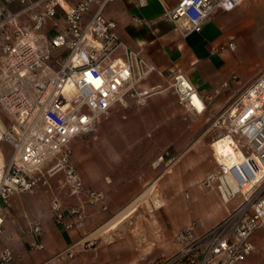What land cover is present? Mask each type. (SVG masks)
I'll list each match as a JSON object with an SVG mask.
<instances>
[{"label":"built area","instance_id":"obj_1","mask_svg":"<svg viewBox=\"0 0 264 264\" xmlns=\"http://www.w3.org/2000/svg\"><path fill=\"white\" fill-rule=\"evenodd\" d=\"M23 7L13 12L0 4L2 56L0 73V141L11 146L7 160L0 147V207L15 192L32 191L47 185L48 178L41 166L54 160L47 170L51 175L64 172L70 192L84 194L91 205L103 204L104 193L85 189L79 171L71 161V141L79 135H93L99 120L125 96L143 101L160 90V86L138 89L139 83L155 67L141 49L127 47L119 38L117 24L103 15L106 3L113 0H17ZM143 0H139L141 3ZM244 0H178L176 6L165 10V17L173 21L174 29L182 36L201 30L217 9L229 10ZM97 7L88 18L90 6ZM40 10L34 11L35 7ZM33 10V11H32ZM30 11V24H21L18 16ZM62 15L65 26L45 42L37 34L48 19ZM53 25L57 26L55 20ZM13 26L11 30L6 27ZM227 47L236 48L234 41ZM56 50H61L58 67L50 64ZM229 81H224L227 87ZM168 87L179 105L195 115L205 109V96L181 72H172ZM217 92V90L215 91ZM207 98H210L207 96ZM8 120V126L5 122ZM211 128L231 141L238 153V162L229 166L213 153L219 170L209 175L207 185L218 176L225 178V202L238 198V203L214 226L197 231L186 225L175 235L179 250L155 264H237L255 249L252 234L264 231V71L258 74L211 121ZM220 131V132H219ZM212 145V143H211ZM214 151V148H213ZM170 171L175 158L168 151ZM55 221L69 229L85 226L82 206H64L54 197L50 202ZM3 216L0 212V230ZM35 234L42 232L39 223L33 225ZM96 238L87 239L83 247H95ZM40 248V243H34ZM66 249L57 257L72 256ZM13 258L12 249L0 251V264Z\"/></svg>","mask_w":264,"mask_h":264},{"label":"crops","instance_id":"obj_2","mask_svg":"<svg viewBox=\"0 0 264 264\" xmlns=\"http://www.w3.org/2000/svg\"><path fill=\"white\" fill-rule=\"evenodd\" d=\"M79 1L68 0V3ZM260 1L264 0H244L232 9H217L200 31L186 36L176 31L173 21L165 17V10L174 8L178 0H143L141 3L139 0H113L105 4L102 13L116 22L120 40L127 47L141 49L155 67L139 83L138 89L159 85L160 90L145 97L143 101L125 96L122 102L114 104L100 118L99 129L95 135L86 139V147L81 141L75 140L76 156L81 157L75 167L80 172L84 188L102 191V203L106 206L91 205L83 193L72 194L67 187L68 203L83 208L84 228H67L65 223L69 217H65L64 224L57 223L50 209L53 198L49 202L45 200V203V196L40 193L29 196L13 193L7 202L1 204L3 226L0 230V251L9 247L13 253V258L5 264H155L179 250L175 235L187 222L178 224L172 203L164 209L156 204L165 173L160 170L153 178L151 168L158 166L160 156L167 147L183 152L180 160L185 158L182 165L190 183H193L194 178L218 173L219 165L211 147L216 157L224 159L227 165L238 162L239 156L231 141L227 144L217 137L212 142L214 130L208 123L264 71V57L256 62L255 67L243 64V59L256 52V46L243 39L236 14L240 5ZM0 4L13 12L23 7L17 0H0ZM96 5L93 3L90 6L86 18L94 12ZM33 10L38 11L40 7ZM29 13L25 11L19 14L21 24H30ZM54 20L57 26L53 25ZM54 20L48 19L38 31L40 41L45 42L64 28L62 15ZM12 27L8 26L5 30L9 31ZM229 41L235 42L234 50L227 47ZM58 51L57 55L61 57V50ZM1 64L0 53V73ZM175 71L183 73L198 92L205 96V109L201 114L195 115L177 103L175 94L168 87L169 76ZM164 81H167L166 86ZM224 81H229L227 87L223 86ZM179 120L188 122L187 132L180 137L178 134L183 130L166 126L167 122L177 123ZM100 133H104L102 140L95 142ZM163 135L170 137L162 144L157 137ZM197 152H203L204 155L199 157ZM151 181L153 187L144 199L151 197L155 188L153 205L150 203L148 209H138L144 199L131 205L151 186L146 187ZM225 183V178L218 176L206 187L208 190L205 188L204 194L193 192L189 195L187 207L200 208L199 211L193 209L190 212L191 218L200 217L201 225L197 231H204L217 224L238 203L231 200L225 202ZM47 185H50L49 180ZM129 205L132 207L124 217L109 229L106 227L89 237ZM36 223L42 226L40 234L32 230ZM90 238H96L98 244L95 247H83L82 243ZM251 241L254 251L237 264H264V231L256 230ZM34 243L42 246L35 247ZM69 248L73 252L72 256L57 257L59 252Z\"/></svg>","mask_w":264,"mask_h":264},{"label":"rangeland","instance_id":"obj_3","mask_svg":"<svg viewBox=\"0 0 264 264\" xmlns=\"http://www.w3.org/2000/svg\"><path fill=\"white\" fill-rule=\"evenodd\" d=\"M236 12H237L236 13L237 18L239 19V23H240V28L242 29L243 39L250 41L256 46V52L249 55L247 59L245 60L243 59V64L247 67L252 68L256 66V62L259 59L264 57V1H260L257 3H250V4H242L237 8ZM57 54H59V51L58 52L55 51L50 59V64L54 68L58 67L57 59L60 58V56ZM163 83L165 86L167 85V81H164ZM0 113L1 115H4V116L6 114L5 110L2 108H0ZM211 121L208 123L209 127L211 126ZM5 122L8 126L9 122L6 118H5ZM187 123L188 122H186V120L185 121L179 120L177 121V123L176 121L167 122L166 126L167 127L169 126L170 128L172 127L173 129L177 128L179 131L183 130L182 132H179L178 134L179 135L178 137H180V136H183V134L187 132V128H188ZM99 125H100V120H99ZM184 126L185 128H183ZM98 129H99V126H98ZM97 131L94 133V135L97 133ZM103 135L104 133H100L98 135V138L95 140V142H99V140H102ZM91 136L92 135H79V136H76L71 141L70 143V147L72 151L71 161L74 164V166L76 165V161L78 159L79 160L81 159L80 156L79 157L76 156L77 153L74 147L75 140L81 141V143H83V145L86 147L88 143L86 139H89ZM219 136H220V133H217L216 131H214L212 142L214 141V139H216ZM169 137H170L169 135H163V136L157 137V139L163 144L168 141ZM183 139H185V136L183 137ZM0 147L2 148L4 152V159L7 160L8 156L11 153V146L6 141L2 140L0 141ZM167 150L169 152V155L175 158V162L172 164L170 171L166 170L167 169V165H166L167 158L166 157H164V159L161 160L158 166H154L151 168V171L153 172V176H154L153 178H155L158 171L160 170H164L163 172L165 173V175L163 176L161 180V188H160V194H159L160 198L156 202V204L157 203L160 204V207L164 209L165 207H168L170 203H172L176 210L175 218L177 219L178 224L180 225L181 223H183V221H186L187 222L186 225H193L195 229H198V226L201 225L200 217L197 219L191 218L190 212L193 211V209L194 211H199L200 208L197 209L196 208L197 206L187 207L186 204H187V201L189 200V195L192 194L193 192H195L196 194L205 193V188L206 187L208 188V186H210V184L207 185L206 183H204L208 176L206 177L200 176V177L194 178L193 183L192 182L190 183L189 181H187L184 175L185 168L183 167L182 163L185 158H181L180 160V156L183 154V152L173 149L172 147H167L166 151ZM211 150H212V153H214L212 147H211ZM164 153L165 151L163 152V154ZM196 154L199 157H202L204 155L203 152H197ZM53 161L54 160L47 161L43 166H41V171L46 175V177L49 180V184H50L49 186L39 185L32 191L15 192V193H19L24 196H29V195H34L35 193H40L41 195L45 196L43 197L44 202L45 200H48L49 202L51 198L56 197L62 202L64 206H69L70 205L68 203L69 202L68 201L69 191L67 188L68 186L64 184L65 182L64 172L59 170L52 175H48L47 173V170L48 168L52 166ZM152 183L153 181H151V183L146 185V187H148ZM170 191H172L171 195H169ZM154 193H156L155 188L153 190V194L151 195V197H149L148 199H144L143 204L139 205L138 209H141V210L148 209L150 203L151 205H153L154 201H153L152 196L154 195ZM231 201H239V199L234 198Z\"/></svg>","mask_w":264,"mask_h":264},{"label":"bare ground","instance_id":"obj_4","mask_svg":"<svg viewBox=\"0 0 264 264\" xmlns=\"http://www.w3.org/2000/svg\"><path fill=\"white\" fill-rule=\"evenodd\" d=\"M218 138L223 139V140L225 141V143H227V144L229 143V140L226 139L225 137L219 136ZM218 159L226 164V162H225L224 159L219 158V157H218ZM0 160H1V161L3 160V159H2V155H0ZM226 165H227V164H226ZM152 187H153V185L149 186L145 192H143L138 198H136V199L132 202L131 205L138 204L141 200H143V199L146 197V195L151 191ZM131 205H129V206H127L125 209H123V210H122V211H121L116 217H114L113 219H111L109 222L105 223L103 226H101V227H99L98 229H96L95 231H93V232L89 235V237L98 234L99 232L103 231L106 227H108V229H109V228L111 227V225H113L116 221H118L119 219H121L122 217H124V216L129 212L130 208L132 207ZM105 231H106V230H105ZM85 238H86V237H85ZM81 241H82V240H81Z\"/></svg>","mask_w":264,"mask_h":264}]
</instances>
